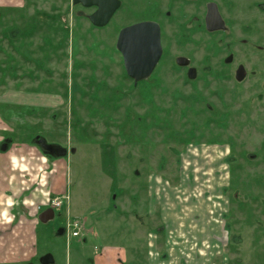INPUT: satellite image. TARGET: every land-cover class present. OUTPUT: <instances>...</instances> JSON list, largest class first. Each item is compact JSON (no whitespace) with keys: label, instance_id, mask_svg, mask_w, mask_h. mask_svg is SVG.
Returning <instances> with one entry per match:
<instances>
[{"label":"rangeland","instance_id":"374dc122","mask_svg":"<svg viewBox=\"0 0 264 264\" xmlns=\"http://www.w3.org/2000/svg\"><path fill=\"white\" fill-rule=\"evenodd\" d=\"M124 2V11L98 29L87 17L93 9L73 0H0V116L15 143L0 159L3 258L20 259L16 246L25 228L19 222L38 224L34 213L53 194L65 204L37 227L36 260L48 254L54 264H102L103 252L105 263L126 264L129 252V264H264V202H229L222 193L231 142L244 153H259L254 162L241 159L239 173L249 184L246 192L264 199V113L255 104L243 133L232 119L231 137L214 120L255 100L259 87L248 85L235 105L229 95L224 102L213 98L221 84L211 85V76L198 85L187 82L176 57L204 66L225 54L206 36L180 40L177 24L195 17V10L180 9L176 0ZM153 4L160 12L152 16L165 28L164 55L153 77L135 86L116 49L117 35L150 16ZM170 8L168 19L163 12ZM198 93L214 104V116L193 100ZM193 124H199L198 138ZM38 136L67 155L48 158L34 142ZM198 142L214 146L193 147ZM214 163L215 171L202 169ZM69 220L80 222L79 237L58 235Z\"/></svg>","mask_w":264,"mask_h":264},{"label":"flooded vegetation","instance_id":"af4514ba","mask_svg":"<svg viewBox=\"0 0 264 264\" xmlns=\"http://www.w3.org/2000/svg\"><path fill=\"white\" fill-rule=\"evenodd\" d=\"M117 1L120 2V6L114 12L109 23L103 27L95 26L90 20V16L97 13L99 7L96 6L87 7L83 3L76 4L74 0H73V4L80 5L84 9H93V13L87 17L90 23L92 24V26L98 29H102L109 26L110 23L115 19V17L118 16V14H121L122 11H124L123 10L125 9L124 0H117ZM176 1L178 2L180 9L182 8L188 9L192 7L193 11L195 10L194 12L196 13L195 17L189 16L182 23L177 24V26L180 28V34H181L180 40L194 42L193 40L195 39V36H199V38L206 36L210 40V43L212 44L213 48L217 50L222 49L225 53L224 56H222V58H220L214 64L210 63L204 66H197L194 60L188 56L180 55L176 57L175 66L177 69L182 70L186 78V81L198 85V83L201 82L206 77V75L211 76L210 79L211 85L221 84L220 85L221 87L217 90L213 98L216 97L218 101L224 102L226 96L229 95L230 104H235V105L242 102L239 100V98L247 91L246 87L248 85H251L253 82H255L259 87V92L255 94L256 95L255 100H251L250 98V100H246L243 103V105L240 104L239 107L233 109L227 108L226 111H223L214 117V120L225 128L228 137L232 136L231 132L228 131V128L231 125V121L232 119H235L237 117L238 120L236 121L237 129L239 130V133H243L242 131L247 127V123H253L252 114L254 110L252 111V109L255 104L259 105V112L264 113V20L259 19L261 17L260 14L264 15V3L259 1L254 2L251 0H244L245 5L240 6L237 4L236 0H176ZM220 1L223 2L221 3ZM6 8L12 9V7L10 6H6ZM167 9H164L163 12L164 16L168 19H171V16H173V11L171 10V8L170 11ZM148 10L150 16L134 20L120 28L116 40V49L121 54L122 58L123 55L118 48V42L122 31L125 30L126 28L144 23H152L159 27L161 46L163 50L161 58L163 57L164 55L163 37L165 33L164 24L161 20L152 16L153 14H158L160 12L158 10V5L157 4L151 5ZM129 12H130L129 14L134 13L133 9L130 8H129ZM123 63H124V59H123ZM159 63L157 64V66L155 67L154 71L152 72L151 76L148 79L140 81L138 83H136L134 79L129 77L127 72L126 74L133 81L134 85L137 86L141 82L147 81L153 77ZM124 68H125V64H124ZM208 83L209 82H206V84ZM193 100L196 101L197 104L199 105L205 103V107L208 110V113L211 114V116H214L213 114L216 113L217 110L214 104L210 102L208 103L205 102L201 97V93L195 94L193 96ZM223 104L225 105V103ZM227 105L228 104H226L225 106ZM222 117H224L223 122L220 121V118ZM191 130L194 133V136L198 138L199 124H195V125L193 124ZM34 142L42 152L48 154L52 158L57 157L58 151L62 152L63 147L58 148L56 146H50L54 144L47 142L45 139L39 136L38 138L36 137ZM46 145L51 147V149L53 150L56 149V151H54V153L52 152V154L46 153L43 148ZM201 145L209 147L208 149H210L211 146H214L212 142H205V143L198 142L197 146H193V147L200 148ZM202 152H204V150L198 151L196 149V153H202ZM200 158L198 157V159ZM223 159L224 162L222 163V166L224 165L223 167L229 170L228 173L229 184L228 186H225L222 193L225 197H228L229 202L238 203L241 197L246 198L245 203L255 200L259 201V199L260 202H264V199L262 197L259 198V196H254L246 192L247 189H249L248 188L249 184L247 183V181L241 179V175L239 173V171L244 169L242 168L243 165L240 163V160L245 159L247 162H251V161L254 162L257 159H259V153L256 152L244 153L242 152V150L239 151L236 148H234V144L230 142L229 149L226 152L225 158ZM205 163L208 166H210V162L203 161V164ZM215 167H217L216 163H214L213 167L202 166V169L206 168L207 170L215 171ZM256 183L259 184V180H256ZM49 198L53 199L55 198V196H53V194H50L48 199ZM63 203L65 204L64 201ZM64 204H62L61 209H54L51 206H49L46 202L45 205L38 207L37 212L38 214L39 213L44 214L46 211L53 210L55 216V212L62 210ZM243 204H241L240 206H243ZM225 215H227L226 219H231L232 217L230 210L227 211ZM41 216L42 215H40V218ZM49 221L48 222L41 221V222L43 224H47L49 223ZM230 227H231V222L229 223L228 228ZM226 230L230 235V230L229 229ZM57 231L59 236L62 237L66 236V228H62V229L60 228ZM152 236L156 239L155 234L151 233L149 235V238L151 237L150 239L151 240L153 239V241H149L148 245L150 247H154L155 245H157L155 243L156 240ZM213 238L215 237L213 236ZM228 242L230 243V239ZM36 256L37 253L28 261H23V260L12 261V262L0 261V264H33L34 262H38L41 264L55 263V260L51 255L44 254L41 257H39V259L37 260H36Z\"/></svg>","mask_w":264,"mask_h":264},{"label":"water","instance_id":"95a60500","mask_svg":"<svg viewBox=\"0 0 264 264\" xmlns=\"http://www.w3.org/2000/svg\"><path fill=\"white\" fill-rule=\"evenodd\" d=\"M74 2L76 4L83 3L87 7H99L98 12L90 16L91 22L98 27L107 25L116 9L120 6V2L117 0H74ZM118 48L123 55L128 76L134 79L136 83L146 80L151 76L162 56L160 29L152 23L126 28L121 33ZM50 146L62 148L57 145ZM43 148L49 154L56 151V149L53 150L48 145ZM67 152V149L62 148V152L58 151L57 157L66 156ZM53 217L54 211L49 210L42 214L40 219L42 222H48Z\"/></svg>","mask_w":264,"mask_h":264},{"label":"crops","instance_id":"0c3cea01","mask_svg":"<svg viewBox=\"0 0 264 264\" xmlns=\"http://www.w3.org/2000/svg\"><path fill=\"white\" fill-rule=\"evenodd\" d=\"M0 104L5 105V103L2 101H0ZM4 125H5V122L2 120V118L0 116V159L2 158L3 154L10 152L12 150L13 146L15 145V143L12 141V139L7 138L8 137V135H7L8 129L6 128V125L5 126ZM22 144L28 145L27 142H25V143L23 142ZM4 148H7V149H4ZM55 189L53 190V193L56 191ZM45 203L43 205H45ZM42 214L43 213L38 214L37 211L34 213L35 219L39 220L38 224L33 223V221H32V223H29V221L25 222V220L19 222L20 223L19 228H25V230L21 234L22 238H21V240H19V243L16 246L17 250L18 251L20 250V252H21L19 260L28 261L30 258H32L33 256L36 255L37 250L34 249V246L35 247L37 246L36 244L38 243V239H37V236L35 234V231H36L37 227H39V225L42 223L39 219L40 215H42ZM4 247H6V246H4ZM4 247L0 248V261L7 262L9 259L7 260V258L6 259L3 258ZM128 255H129V252L126 255V260H125L126 264H129V261H128L129 256ZM98 257L103 262L102 264H111V263H105V260H104L105 256H104L103 252L100 253V255ZM19 260H17V261H19ZM111 261L112 260H110V262ZM119 264H124V262H119Z\"/></svg>","mask_w":264,"mask_h":264},{"label":"built area","instance_id":"2783aa9c","mask_svg":"<svg viewBox=\"0 0 264 264\" xmlns=\"http://www.w3.org/2000/svg\"><path fill=\"white\" fill-rule=\"evenodd\" d=\"M63 201H64V199L63 198H59V197H56V198H53V199L49 198L48 201H47V204L49 206H51L52 208H54V209H61L62 204H64ZM80 228H81V224H80V222L78 220L77 221L69 220L68 223L66 224V231H67L68 236L70 238L79 237Z\"/></svg>","mask_w":264,"mask_h":264},{"label":"trees","instance_id":"16d2710c","mask_svg":"<svg viewBox=\"0 0 264 264\" xmlns=\"http://www.w3.org/2000/svg\"><path fill=\"white\" fill-rule=\"evenodd\" d=\"M46 156H47L48 158H51V159H52V157H51V156H49L48 154H46Z\"/></svg>","mask_w":264,"mask_h":264}]
</instances>
